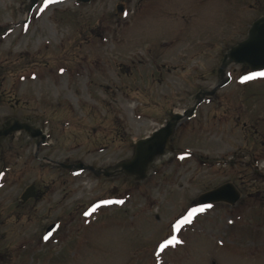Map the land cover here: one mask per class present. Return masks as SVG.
I'll return each instance as SVG.
<instances>
[{"label":"rangeland","instance_id":"obj_1","mask_svg":"<svg viewBox=\"0 0 264 264\" xmlns=\"http://www.w3.org/2000/svg\"><path fill=\"white\" fill-rule=\"evenodd\" d=\"M27 1L0 0V122L49 116L51 136L36 159L32 140L3 153L0 264H264V77L241 84L247 67L226 70L231 80L179 123L175 152L145 179L56 165L129 159L137 139L218 81L264 0H58L42 13L43 0L29 13ZM33 182L38 198L21 203ZM226 182L239 200L195 214L172 233L182 243L159 252L170 225L201 207L193 199Z\"/></svg>","mask_w":264,"mask_h":264},{"label":"water","instance_id":"obj_2","mask_svg":"<svg viewBox=\"0 0 264 264\" xmlns=\"http://www.w3.org/2000/svg\"><path fill=\"white\" fill-rule=\"evenodd\" d=\"M81 2H88L89 0H78ZM38 0H29L25 8L29 11L37 4ZM121 6L118 10H121ZM231 63L248 65L252 70L257 71L264 69V15L260 16L252 22L248 29L245 39L239 41L236 45L232 46L224 55L222 62L219 66L218 72L223 75L224 69ZM228 80L219 81V83L211 89L202 90L196 94L197 103H199L205 96L213 95L216 90L225 85ZM196 103V104H197ZM196 104L183 111L182 113H175L167 120L166 124L155 130L151 136L139 139L135 144L134 155L131 159L122 161L114 167L107 169H95L83 163L75 165H68L70 168L91 170L95 174L103 173L106 176H111L113 172L119 171L128 176H134L136 180H142L147 176L149 165L154 161L155 157L163 156L169 151H172L169 145V139L174 131L175 126L185 116H192ZM25 129L32 133V128L27 124L19 126L17 124L0 129V138L11 133L13 130ZM33 195V186H30L22 195L25 200ZM240 197L239 190L231 182L219 185L209 191L201 193L196 200L195 204L205 205L213 202L224 201L230 204H235ZM58 227V223H51L46 227L45 235H51ZM215 264V263H213Z\"/></svg>","mask_w":264,"mask_h":264},{"label":"flooded vegetation","instance_id":"obj_3","mask_svg":"<svg viewBox=\"0 0 264 264\" xmlns=\"http://www.w3.org/2000/svg\"><path fill=\"white\" fill-rule=\"evenodd\" d=\"M25 102H26L25 103V107H29L28 104H29L30 101H25ZM17 106H22V104H20V102L18 100L15 102L14 107H17ZM48 117L49 116H46V119L43 120V117L41 116V117L38 118L37 121L32 122V120L29 119V118L21 119L20 117L14 116V117L7 118L3 122H0V127L7 126L9 128L11 127V125H14V124H17L19 126H22L23 124H27L29 127H31L33 129V131L35 133H37L38 130H40L46 136L44 139L41 137V135H39V136H31L30 133H28L24 129H22V130H20L18 132H14L13 134H11L8 137L0 138V161H2L3 153L6 151L5 146L3 144L4 141L8 145L7 148L9 147V149H10V145H11L12 142L23 141L26 144L30 140H32L33 141L32 143H34V145H35V154L36 155L34 154V157L36 159L38 157V152L40 151V148L45 146V145H47V144H49V138H50L51 135H50V132H49ZM24 135H26V136L24 137ZM59 167H61V166H59ZM59 167H58V169H59ZM3 170H4V168H2V170H0V173H3L4 172ZM32 184L34 185V193H33L32 197H33V199H37L38 196H39V190H38V187L36 186V184L34 182ZM45 186H47V184ZM21 203H22V201H21ZM2 257H4V255H2Z\"/></svg>","mask_w":264,"mask_h":264},{"label":"snow or ice","instance_id":"obj_4","mask_svg":"<svg viewBox=\"0 0 264 264\" xmlns=\"http://www.w3.org/2000/svg\"><path fill=\"white\" fill-rule=\"evenodd\" d=\"M54 2H58V0H43V5L40 8L41 13L52 3ZM125 16H127V13H125ZM61 72H63V69H61ZM257 77H264V71H253L250 72L248 75H244L241 76L240 78V83L244 84L245 82L254 80ZM35 78V77H33ZM185 158V156H180V159L183 160ZM0 175H2V173H0ZM102 204H111L113 203V201L111 200H105L101 202ZM115 203H120L123 204L124 201L123 200H118L115 201ZM95 207H99V205L95 206ZM95 207L93 208V211H95ZM212 207L211 204L208 205H204L201 206L199 208H191L189 210H187L186 214L182 215L180 218L176 219L174 223H172L170 225V234L168 237L163 238L160 242H158V249L159 252H163L166 248L170 247V246H174L176 244L182 243V241H180L177 238V235H173L172 233H179L182 229L183 225H190L193 223L195 214L197 213H203L206 209H210ZM91 212H85L84 216L88 217L89 215H91ZM87 222V221H85ZM229 223H232V221H229ZM43 239L45 241H47L49 239V235H45L43 237ZM159 255V253L157 254Z\"/></svg>","mask_w":264,"mask_h":264}]
</instances>
